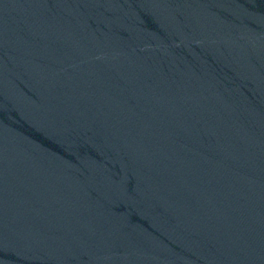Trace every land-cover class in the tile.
<instances>
[{
    "label": "water",
    "instance_id": "95a60500",
    "mask_svg": "<svg viewBox=\"0 0 264 264\" xmlns=\"http://www.w3.org/2000/svg\"><path fill=\"white\" fill-rule=\"evenodd\" d=\"M0 264H264V0H0Z\"/></svg>",
    "mask_w": 264,
    "mask_h": 264
}]
</instances>
